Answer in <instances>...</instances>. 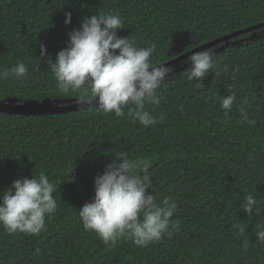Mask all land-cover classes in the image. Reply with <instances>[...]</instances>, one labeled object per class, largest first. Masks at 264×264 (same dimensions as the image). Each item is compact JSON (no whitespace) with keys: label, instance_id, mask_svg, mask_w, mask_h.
I'll list each match as a JSON object with an SVG mask.
<instances>
[{"label":"trees","instance_id":"obj_1","mask_svg":"<svg viewBox=\"0 0 264 264\" xmlns=\"http://www.w3.org/2000/svg\"><path fill=\"white\" fill-rule=\"evenodd\" d=\"M102 12L120 15L119 36L156 45L155 66L264 22V0H0V70L18 62L28 67L22 79L0 80V100L81 101L83 93H59L39 46L54 61L67 34ZM208 49L216 51L220 69L200 84L184 75L190 67L174 66L176 74L157 90L160 104H146L158 121L150 127L133 122L128 107L121 117L97 106L41 115L0 112V191L44 173L57 188L58 205L38 236L9 235L0 226V264H264V243L255 235L264 226V34ZM232 93L236 100L225 115L221 97ZM122 152L151 162L148 191L158 204L165 196L177 204L173 235L144 248L129 236L109 248L84 230L78 215L94 196V178ZM248 194L261 208L252 217L241 209ZM237 225L245 227L243 234Z\"/></svg>","mask_w":264,"mask_h":264},{"label":"clouds","instance_id":"obj_2","mask_svg":"<svg viewBox=\"0 0 264 264\" xmlns=\"http://www.w3.org/2000/svg\"><path fill=\"white\" fill-rule=\"evenodd\" d=\"M71 22V13H65L64 24ZM123 22L119 14L95 13L85 17L79 29L70 31L66 46L58 51L55 60L47 54L43 44L40 59L50 68L61 95L80 92L82 102L93 104L104 113L124 115L128 107L133 122L144 127L158 123L146 110L147 105H159L161 98L157 90L176 74L174 66L161 63L154 66L150 58L156 52V45L138 46L129 36L121 37L118 30ZM190 65L184 69L188 80L201 83L203 77L220 69V62L214 49L193 52L181 61ZM28 67L18 62L10 69L0 70V80L14 77L22 79ZM235 93L221 97L225 115L231 111ZM246 104L247 101H242ZM239 114L248 121L245 107H239ZM163 117L159 122H162ZM150 161L133 160L127 153L114 156L102 174L94 178V196L78 211L85 231L94 232L101 242L111 248L124 236H129L140 248L158 242L166 234L173 235L178 226L172 221L177 204L171 196H165L158 204L152 188L149 172ZM57 188L44 173L38 178L21 177L0 191V226L9 234L23 233L38 236L45 229V218L55 213L58 205L53 197ZM248 217L261 211L257 199L248 194L242 206ZM243 234L245 227L237 225ZM256 239L264 243V226H258ZM248 241H245L247 245ZM36 249L35 254H39Z\"/></svg>","mask_w":264,"mask_h":264},{"label":"water","instance_id":"obj_3","mask_svg":"<svg viewBox=\"0 0 264 264\" xmlns=\"http://www.w3.org/2000/svg\"><path fill=\"white\" fill-rule=\"evenodd\" d=\"M260 28H264V22L256 23L246 28L223 35L213 41L204 43L164 63H168V65L178 67L177 65L182 60L186 59L187 56L193 54V52L211 48L214 45L222 41L225 42L231 38H234V37H237L243 34H248L252 32L255 33ZM158 65H155V66H158ZM184 67H190V65H183L179 68H184ZM95 106H96L95 102H93V104H89L86 102L75 100L73 98L71 99V98L45 97L40 100H36V99L21 100L17 97H7L4 100H0V112L10 113V114H24V115L64 113V112L76 111L80 109H88V108L95 107Z\"/></svg>","mask_w":264,"mask_h":264},{"label":"rangeland","instance_id":"obj_4","mask_svg":"<svg viewBox=\"0 0 264 264\" xmlns=\"http://www.w3.org/2000/svg\"><path fill=\"white\" fill-rule=\"evenodd\" d=\"M262 34H264V29H262V30H258V31L255 32V33H250V34L248 33V34H244V35H247V36H248V35H249V36H250V35H254L255 37H256V36L258 37V36H260V35H262Z\"/></svg>","mask_w":264,"mask_h":264}]
</instances>
